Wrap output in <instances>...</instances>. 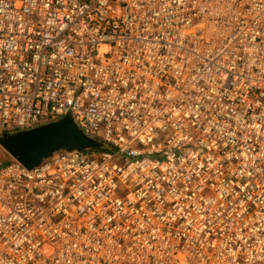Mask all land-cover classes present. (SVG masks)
I'll use <instances>...</instances> for the list:
<instances>
[{
  "label": "built area",
  "instance_id": "built-area-1",
  "mask_svg": "<svg viewBox=\"0 0 264 264\" xmlns=\"http://www.w3.org/2000/svg\"><path fill=\"white\" fill-rule=\"evenodd\" d=\"M67 115L109 149L0 160V264H264V0H0V136Z\"/></svg>",
  "mask_w": 264,
  "mask_h": 264
},
{
  "label": "water",
  "instance_id": "water-1",
  "mask_svg": "<svg viewBox=\"0 0 264 264\" xmlns=\"http://www.w3.org/2000/svg\"><path fill=\"white\" fill-rule=\"evenodd\" d=\"M102 146L69 115L31 129L0 136V147L27 168H33L57 151H84Z\"/></svg>",
  "mask_w": 264,
  "mask_h": 264
},
{
  "label": "trees",
  "instance_id": "trees-1",
  "mask_svg": "<svg viewBox=\"0 0 264 264\" xmlns=\"http://www.w3.org/2000/svg\"><path fill=\"white\" fill-rule=\"evenodd\" d=\"M109 149L108 145L104 142H102V146L101 147H98V148H95V149H90V150H85V151H89V152H99V151H103V150H107ZM10 160V158L8 159ZM6 160V161H8Z\"/></svg>",
  "mask_w": 264,
  "mask_h": 264
},
{
  "label": "rangeland",
  "instance_id": "rangeland-1",
  "mask_svg": "<svg viewBox=\"0 0 264 264\" xmlns=\"http://www.w3.org/2000/svg\"><path fill=\"white\" fill-rule=\"evenodd\" d=\"M10 158V156L0 147V160L6 161Z\"/></svg>",
  "mask_w": 264,
  "mask_h": 264
}]
</instances>
